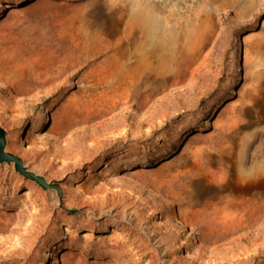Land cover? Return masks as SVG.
Here are the masks:
<instances>
[{
	"label": "rangeland",
	"instance_id": "obj_1",
	"mask_svg": "<svg viewBox=\"0 0 264 264\" xmlns=\"http://www.w3.org/2000/svg\"><path fill=\"white\" fill-rule=\"evenodd\" d=\"M17 1L0 0V125L53 186L0 164V214L16 217L0 264H264V0H51L43 23L21 11L37 0L11 12ZM214 27L191 62L189 43ZM111 56L139 69L114 74ZM29 78L33 96L15 97ZM135 89L155 95L145 109L110 113ZM69 102L107 113L58 135L49 115Z\"/></svg>",
	"mask_w": 264,
	"mask_h": 264
},
{
	"label": "bare ground",
	"instance_id": "obj_2",
	"mask_svg": "<svg viewBox=\"0 0 264 264\" xmlns=\"http://www.w3.org/2000/svg\"><path fill=\"white\" fill-rule=\"evenodd\" d=\"M20 3H21L20 0L15 2L14 8H12L13 10H11V12L15 11L16 6H18ZM51 9H52L51 7H48L46 5V2H44L43 0H38L34 9H33V13L38 18H40L42 21H44V20L48 19V16L50 14L53 15L54 11L57 12L56 10L59 8H55L56 10L54 8L52 10ZM49 11H51V12H49ZM8 28H9L8 24L1 25V27H0V39L2 38L3 33ZM200 29H201V27H200ZM216 36H217V30L214 27L210 33H208L204 36H201L200 38L198 37L192 43L191 42L189 43L188 46H190L193 50L192 56H191V62L195 63L197 61H200L201 63H203L206 60L207 55H208V53H206V52L210 49V47L213 44ZM59 43H60V48H65L68 51L73 50V48L69 47L70 45L68 44V42L65 39H59ZM1 56H2V54H0V76H4V69H5L8 61L3 62L2 61L3 59H1L2 58ZM126 58L127 57H124L122 59H118L115 56L114 57L111 56L104 62L105 68L114 74L118 73L123 68H126L129 72H134V71L136 72L139 69L140 63L138 61H134L128 65H125ZM143 58H144V56H143ZM45 63H46V59L42 58V59L38 60L37 64L43 65ZM21 70L25 73V71L22 68H21ZM187 78H188L187 73L171 78L169 80V82L171 83L170 87L173 86L174 84L184 83L187 80ZM23 82H24V84L20 85L15 90L20 95H29L30 92H32V90L34 89L35 83L33 82V80L31 78L24 79ZM0 84L2 86H12L11 80L10 81L6 80L5 82H3L1 80V78H0ZM129 96H130V99H128ZM129 96L127 95V97L125 98V101L123 103H119V105H115L114 107L112 106L110 113L115 111L119 106H123V105L128 104L130 100L135 101V103L137 104L136 106H138L141 110L145 109L148 106V104L151 103V102L149 103L148 99L151 100L155 95H153V93H151V92L141 94L139 89H135L132 92L129 91ZM106 113L107 112H105V113H103V112L82 113L76 109L75 103L69 102L66 105H63L57 114L53 115V117H52V122H53L52 132H54L58 135L64 136L70 130H72L73 128H75L77 126H82L85 124H91V123L95 122L96 120H100V119L104 118L106 116ZM157 173H158V171H157ZM3 215L0 214V217H4V221L0 222V237L1 238L5 237L9 233L10 228L14 225V223L16 221L15 216L12 217V216H3ZM222 217L226 221L224 226L229 227V228L235 226L236 220H235V217L233 215H227V214L224 215L223 214ZM202 234H203V238H201V240L204 243H205V241H208V243H210V242L214 243V242H217L220 240V239H218V237L215 238V235H213V234H210V233H202ZM5 241H3V244H5L7 242V241L6 242ZM73 260H74L73 256H68L67 254H64V256H63V263L64 264H69Z\"/></svg>",
	"mask_w": 264,
	"mask_h": 264
},
{
	"label": "water",
	"instance_id": "obj_3",
	"mask_svg": "<svg viewBox=\"0 0 264 264\" xmlns=\"http://www.w3.org/2000/svg\"><path fill=\"white\" fill-rule=\"evenodd\" d=\"M37 1L34 2V4H32L31 2L26 4V6L23 7V9L21 11L24 13H28L31 17H35V19H37L38 17L33 13V9H34ZM43 1L46 2V5L48 7H51L52 9L54 7L53 6L54 2H56V1H51V0H43ZM55 8H58V7L56 6V7H54V9ZM49 12H51V11H49ZM39 22L43 23L44 21H42L39 18ZM4 24H9V18H4L3 20L0 18V27H1V25H4ZM58 41H59V39H58ZM0 54H2L1 59H3L2 60L3 62L9 61L6 49L3 46V38L0 39ZM0 78L3 82H5L7 80V79H4V76H0ZM6 87L10 88L11 86H6ZM34 89H35V87H34ZM34 89L32 90V92H30L29 95H20L16 91L15 92L13 90H11V91L14 93L15 97L25 96V97L31 98V96H33L32 94L34 92ZM51 120H52V117L49 115V123H51ZM6 146H7L6 131L0 125V164L1 165L6 164L7 166L13 165L15 172H17V173L21 174L22 176L36 182L37 184L43 186L44 188H48V187L53 186L52 184H48L46 179L43 176L36 175L34 172L30 171L28 169V167L25 166V164L21 158H19L18 156L14 155L13 153L8 152L6 150Z\"/></svg>",
	"mask_w": 264,
	"mask_h": 264
}]
</instances>
